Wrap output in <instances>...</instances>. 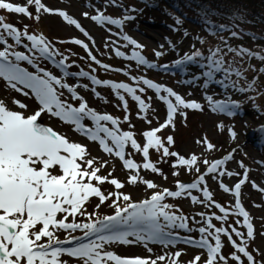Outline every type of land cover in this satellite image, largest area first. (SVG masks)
<instances>
[{
	"label": "snow or ice",
	"instance_id": "1",
	"mask_svg": "<svg viewBox=\"0 0 264 264\" xmlns=\"http://www.w3.org/2000/svg\"><path fill=\"white\" fill-rule=\"evenodd\" d=\"M106 2L117 6V0ZM0 11L22 15L35 22H39L44 14L59 15L68 25L75 26L95 46L94 39L75 18L64 10L46 6L42 0H26L23 5L12 3L11 0H0ZM125 11L130 13L137 10L128 8ZM82 15L98 26L115 25L121 29L126 21L135 19L133 15L128 14L122 18H113L101 9H97L96 14L84 12ZM29 27L27 24L18 27L0 15V78L7 88L25 96L29 95L25 90H30L39 105L32 114L26 115L22 111L27 109L26 104L13 98L11 103L21 109L18 111L10 108L6 101L0 98V264H70V260H74L75 264H181L180 257L183 252L170 250L176 247L179 238V234L174 232L175 229L199 233V239L191 236L183 239L184 244L200 250L187 264H245V260L247 264H264V258L257 259V256L264 257V252L259 248L249 251L250 242L255 241L256 233L250 213L241 202V190L249 181V169L243 161H238L239 168L243 170L241 177L240 172L231 171L226 167L228 162L234 160L233 153L236 150L233 149L223 158L203 160L206 171L202 173L198 166L200 157L192 154L185 158L176 151H170V147L175 143L173 136L169 135L165 140L158 135L169 127L175 128L177 115L186 120L187 113L184 109L202 111V105L196 101L185 100L171 87L154 82L146 76H134L126 68H113L112 65L103 63L93 54L89 44L79 38L70 42L81 46L87 53V59L105 72L122 73L133 83L102 80L95 75L97 69L91 64L90 71L81 69L78 72H70L67 69L72 68L76 62L68 63L69 56L61 53L45 35L30 32ZM209 27L212 28L210 22ZM219 28L224 31L226 26L220 25ZM108 31L111 33V28H108ZM114 35L117 40H106L105 49L111 47L116 57L135 61L136 65L156 67L142 54L144 45L122 32H116ZM230 35L235 37L238 33L232 31ZM121 39L125 42L123 48L132 46L130 55L121 51ZM221 41L223 48H209L207 56L196 49L176 60L174 66L187 65L203 57L201 66L205 69L202 72V76L206 78L205 88L209 82L215 80L222 87L247 92L254 87L258 78L248 82L246 87H240L239 81L244 78V73L234 66L235 58H240L241 61L245 57L264 61V55L244 47L233 48L223 37ZM200 42L203 43L202 40ZM18 46L24 50H17ZM163 54L162 51L154 53L156 57ZM228 54H233L234 59L227 60ZM41 59L51 61L62 75L58 77L42 67ZM22 62L31 65L35 71L23 67ZM161 67L167 69L169 65ZM259 71L264 73V68ZM217 74L222 78L216 80ZM69 77L87 78L93 86L110 88L113 96L120 101L116 107L122 108L125 113L123 121L110 113H101L90 107L88 101L79 94L80 87L90 90L97 99H103L105 103L108 102L107 98L102 97L96 87L89 88V84H69L66 79ZM233 77L235 79H232ZM62 90L70 94L72 101H78V105L62 98ZM146 90H152L156 98L166 106V119L158 127L143 131L144 143L141 144L133 131L122 130L121 123H127L129 128L135 127L130 123L127 95L136 103L138 119L152 124V120L148 119V112H154L155 109L150 103L152 97L149 96L146 100L142 96ZM206 99L212 105V111L229 116L236 115V110L241 108L236 102L214 101L212 96H206ZM44 113L73 126L74 132L89 141L97 142L104 153L118 158L123 168L131 173L127 178L129 185L142 183L147 189H157V184L140 175L141 169L163 175L157 163L150 159V150L159 153L161 161L168 157L176 158L172 163L173 169L195 171L197 178L187 184L177 180L176 190L164 188L162 191H154L147 199L133 202L129 194L120 191L125 187V183L110 178L112 172L107 175L100 174L101 170L108 166V162H100L97 157H92L86 145L70 140L52 127L42 126L38 121ZM85 120L91 121L92 126L86 125ZM217 127L222 129L223 125L219 124ZM228 131L235 139V131L231 128ZM261 131H264V128ZM196 143L203 144L207 151L216 149V145L207 137L197 140ZM129 148L131 152L128 151ZM133 152L141 154L143 163H138L132 158ZM172 175L178 177L180 172L173 171ZM206 176L216 181L224 193L235 196L233 207H225L214 199L213 192L207 186ZM232 177L241 178L230 188L224 178ZM105 183L114 186L116 191L106 194L101 189ZM251 183L254 189L264 193V188H260L255 181ZM194 191L202 193V197L194 195ZM167 197L188 198L192 204L200 205L208 211H198L191 217L177 214L181 210L176 208L172 211L175 206L164 202ZM92 198H98L97 208L111 201L109 206L114 208V214L94 219V213L86 211V205ZM120 201L125 202L123 207ZM213 208L217 209L219 214L212 211ZM230 216L243 219H236L233 224L229 223ZM77 217H86V222H78ZM190 220L195 227L190 226ZM214 221L219 222V226ZM241 224L246 232L237 227ZM77 230L83 235H72ZM61 231L67 233L64 239L58 235ZM222 238H226L232 249L228 254L223 252L225 243ZM84 240L87 242H83ZM74 241L75 246L65 247L73 245ZM149 243L161 245L162 252L154 257L121 256L106 250V245L141 244L148 253H152L153 249L149 247ZM65 256L69 259H62Z\"/></svg>",
	"mask_w": 264,
	"mask_h": 264
},
{
	"label": "rangeland",
	"instance_id": "2",
	"mask_svg": "<svg viewBox=\"0 0 264 264\" xmlns=\"http://www.w3.org/2000/svg\"><path fill=\"white\" fill-rule=\"evenodd\" d=\"M11 2L23 5L26 3V0H11ZM42 2L52 9L64 10L75 18L81 26L89 32L90 36L95 41V46H93L92 42L89 41L88 38L84 37L83 34L75 28V26L68 25L59 15L44 14L39 22H35L22 15L8 14L6 11H0V15H3L6 21L15 23L18 27H22L24 24H27L30 26V32L45 35L50 41H52L61 53L69 56L68 63H71L72 61L76 62L72 68L67 69L70 72H78L81 69L84 71H90L89 64H91L92 67L97 69L95 75L102 80L110 79L117 82H126L129 84L133 83L129 77L123 75L122 73L115 71L105 72L103 69H100L97 65L87 59V53L84 49L81 46L70 42L72 39L79 38L89 44L93 54L96 55L103 63L110 64L113 68H126L130 71L131 75L134 76H146L154 82L171 87L185 100L196 101L202 105V111L184 109L183 111L187 113V119L185 120L183 117L177 115L174 121L175 128L173 129L172 127H169L161 133H158V135L165 140L167 136H173L175 143L170 147V151H176L185 158H189L192 154H196L200 157L198 166L200 167L202 173L206 171V167L202 163L203 160L207 159L212 161L223 158L233 149L236 150L233 153L234 160L228 162L226 167L231 171L240 172L241 177L243 170L239 168L237 162L243 161L244 165L249 169V181L242 186L241 190L242 205L250 213L256 233L255 241L250 242L249 251H252L253 248H259L261 252H264V235H261V233H264V193L254 189L251 183L252 181H255L260 188H264V133L261 131V129L264 128V119L253 118L250 113L246 112L242 107L239 110H236L237 114L234 116L212 111V105L209 104L206 96H212L214 101L223 100L236 102L234 99L236 93L228 88L226 90L225 87H222L221 84L215 82V80L209 82L208 87L205 88L204 80L206 78L199 76V74L204 71V68L199 63H190L192 65L188 71L184 70L186 69L183 67L184 65L180 67L174 66V62L176 60L181 59L186 53L191 54L193 52L192 49H196V42L194 38L185 37L180 34L174 36L172 30L169 31L167 26L158 22L153 24H146L143 22L140 18V13L143 10L141 0H117V6L107 4L106 0H42ZM128 8H135L137 11L130 13L126 12L125 10ZM97 9L103 10L106 15H110L113 18H122L124 15L128 14L133 15L135 19L126 21L122 29L115 25H105L101 27L91 19L85 18L82 15L84 12H89L90 15L96 14ZM108 28H111V33H109ZM116 32L127 34L137 40L141 45H144L145 47L142 54L149 62L155 64L156 67L148 68L147 66L136 65L135 61L116 57L111 47L105 49L104 45L106 40H117V36L114 35ZM60 41H64V43H60ZM124 43L125 42L121 39V51H125L126 54L130 55L132 46H129L127 49L123 48L122 45ZM161 45H163V48H161ZM259 49L263 50L264 46L261 45V48ZM17 50L24 49L18 46ZM156 51H162L164 54L160 57H156L154 55ZM81 57H84V59H81ZM57 59H59V57ZM40 65L53 72L58 77L62 75L61 71H59L49 60L41 59ZM162 65H169L170 68L168 67L165 69L161 67ZM26 68H28L29 71H35L31 65H27ZM197 71H199V74ZM66 79L69 84H89V88L96 87L102 97L107 98V103H105L103 99H97L90 90L83 87H80L78 92L88 101L90 107L101 113H110L114 117H119L121 121H123L125 113L122 108L116 107V105L120 104V101L113 96L110 88L93 86L87 78L83 77H69ZM216 80H219V78ZM262 84H264V82H262ZM25 91H28L29 95L25 96L23 93H18L7 88L5 86V82L2 78H0V98H3L10 108L18 111H21V109L11 103L13 98L26 104L28 106L27 109L22 111L28 115L37 110L39 105L30 90L26 89ZM62 91H64V96L62 98L78 105L79 102L72 101L70 94L66 90ZM142 96L146 100L147 97H152L150 103L155 111L153 112L149 110L148 112V119L152 120V124L149 125L144 120L138 119V108L136 103L132 101L130 97H127V95L126 99L129 101L130 123L135 125V127L129 128L127 123H121L122 130L133 131L138 142L141 144L144 143L142 132L158 127L159 124L163 123L166 119V106L156 98V94L152 90H146ZM258 99L259 102L262 103L261 106L264 107V96L258 97ZM39 121L43 125L52 127L57 132L66 135L70 140L86 145L91 153V156L97 157L100 162L107 161L108 166L103 168L100 174L107 175L109 172H112V177L110 178H116L125 183V187L120 191L125 194H129L132 197L133 202H139L143 199H147L154 191H162L164 188L176 190L175 185L177 180L187 184L193 182L197 178L198 174L195 171L189 172L183 168L173 169L172 163L176 158L168 157L161 161L160 154L154 150H150V159L157 163V167L161 170L163 175L152 173L151 171L144 169H141L140 175L144 179L151 180L157 184V189H147L146 185L142 183L129 185L127 184V178L131 173L123 168L122 162L118 158L104 153L100 149L97 142L89 141L86 137L74 132L72 130L73 126L65 124L58 118L52 117L47 113L42 114ZM84 123L88 126H92L91 121L85 120ZM219 124L223 125L222 129L217 127ZM230 128L236 133L235 139H233L229 134L228 130ZM204 137H207L211 143L216 145L215 150L207 151L203 144L196 143L197 140H202ZM128 151L131 152L132 150L129 148ZM132 158L138 163H143V158L139 153L133 152ZM173 171H179L180 175L178 177L173 176ZM164 177H167V179ZM241 177L224 178V182L232 188ZM206 181L209 190L213 192V197L217 202L221 203L225 207L231 208L234 206V195L231 193H224L219 189L218 183L213 181L210 177L206 176ZM101 189L106 194L109 191H116L114 186L107 183L102 185ZM193 194L202 197V193L194 191ZM164 202L175 206L172 211L179 208L181 212L177 214H184L189 217L195 215L198 211H208L200 205L192 204L188 198L173 199L167 197ZM98 203V198H92L86 205V211L88 213H94V219H102L104 216L114 214V208L109 206L111 201L105 202V204L100 205V207L97 208L96 205ZM120 204L123 207L125 202L120 201ZM254 205H261V207H255ZM212 211H216L217 214H219L218 210L215 208H213ZM71 219L72 218L70 217L69 220L71 221ZM197 219H199V217H197ZM236 219H240L242 221L243 218L230 216L229 223L234 224ZM77 220L78 222H86V217H77ZM214 223H217L219 226V222L214 221ZM189 224L190 226L195 227V225H192L191 220L189 221ZM237 227L240 228L241 231L246 232V229L242 224L237 225ZM174 232L179 234L178 239L183 240L184 237L188 236L199 239V233L197 232L190 233L184 229H176ZM62 233L64 235L59 234V236L61 239H64L67 233L63 231ZM81 234L83 233L79 230L72 233V235L76 237ZM222 239L225 243L223 252L228 254L232 251V249L230 245H228L226 238ZM133 246L134 244H118V246H114V244H112L106 245V250L114 251L119 255H121L120 252L122 251L125 252V254H131H122L121 256L140 255L135 254V250L134 252L126 253V251L131 250ZM139 247L141 251L138 252H143L145 256L151 255L154 257L162 252V246H154L151 243H149V247L153 249L152 253H148L141 245ZM170 250H180L183 252V255L180 257L181 264H187V262L200 251L196 247L186 245L183 242L176 243V247ZM262 258L264 257L257 256V259ZM62 259L69 258L62 257ZM70 264H75V261L70 260ZM245 264H247L246 260Z\"/></svg>",
	"mask_w": 264,
	"mask_h": 264
},
{
	"label": "trees",
	"instance_id": "3",
	"mask_svg": "<svg viewBox=\"0 0 264 264\" xmlns=\"http://www.w3.org/2000/svg\"><path fill=\"white\" fill-rule=\"evenodd\" d=\"M141 2L143 10L140 18L143 22L146 24L158 22L167 26L169 31L172 30L174 36L180 34L194 38L196 49L204 56L208 55L209 48L224 47L221 37L233 48L244 47L264 55V49H259L261 45L264 46V0H141ZM177 20L180 22L177 23ZM209 22L212 28L209 27ZM220 25L226 26L224 31L220 30ZM232 31L238 35L231 36ZM226 59L233 60V54H228ZM203 62L201 57L193 63L202 65ZM191 65H184L186 69H183L188 71ZM234 66L239 67L244 73V78L239 81L240 87H246L254 78L258 79L254 87L247 92L228 89L236 93L235 101L253 118L264 119V107L258 99L264 96L262 84L264 73L259 71L264 68V61L247 57L241 61L240 58H235ZM197 73L199 74V71ZM199 76L202 77V72ZM218 78H222L220 74H217L216 79Z\"/></svg>",
	"mask_w": 264,
	"mask_h": 264
},
{
	"label": "bare ground",
	"instance_id": "4",
	"mask_svg": "<svg viewBox=\"0 0 264 264\" xmlns=\"http://www.w3.org/2000/svg\"><path fill=\"white\" fill-rule=\"evenodd\" d=\"M43 60H45V59H43ZM22 66H23V67H26L27 65H26L25 62H22ZM169 68H170V66H169ZM59 234L64 235V234L62 233V231L59 232L58 235H59ZM82 235H83V234H81L80 236H82ZM80 236H78V237H80ZM85 241H87V240H84L83 242H85ZM178 242L182 243L183 240H182V239H178V240H177V243H178ZM75 243H76V242L74 241V242H73V245H65V247L75 246ZM140 245H141V244H139V245H138V244H134V246L132 247L133 250H132V249H131V250H128V251H126V253H128V252H129V253H130V252H134V250H135V251H136L135 254H140V255H142V256H145V255L143 254V252H138V251H141V249H140V247H139ZM153 245L156 246V245H158V244H153ZM114 246H118V244H114ZM141 246H142V245H141ZM158 246H161V245H158ZM120 254H121V255H122V254H124V255H131V254H125V252H123V251L120 252ZM65 257H66V256H65Z\"/></svg>",
	"mask_w": 264,
	"mask_h": 264
},
{
	"label": "water",
	"instance_id": "5",
	"mask_svg": "<svg viewBox=\"0 0 264 264\" xmlns=\"http://www.w3.org/2000/svg\"><path fill=\"white\" fill-rule=\"evenodd\" d=\"M42 126H45V125H43L40 121H38Z\"/></svg>",
	"mask_w": 264,
	"mask_h": 264
}]
</instances>
